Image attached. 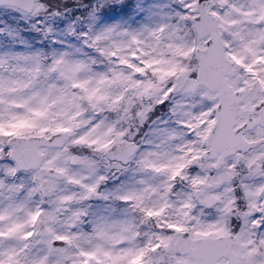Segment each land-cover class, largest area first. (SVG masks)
Listing matches in <instances>:
<instances>
[{"label": "rangeland", "instance_id": "374dc122", "mask_svg": "<svg viewBox=\"0 0 264 264\" xmlns=\"http://www.w3.org/2000/svg\"><path fill=\"white\" fill-rule=\"evenodd\" d=\"M86 1L92 6L81 5L87 10L81 17L70 7L45 12L41 3L30 13L0 6V151L3 132L13 128L72 134L62 148L43 149V165L64 174L62 181L48 179L43 194L38 171L13 173L14 164L0 154V264H174L176 230L188 229L191 236L229 230L233 183L245 202L234 242L238 264H264V174H235L252 161L264 164V143L224 159L217 169L203 158L217 99L194 76V49L204 40L191 22L196 0ZM131 2L133 16L122 18L120 10ZM209 9L234 62L230 83L243 94L236 113L241 123V110L252 105V82L257 100H264V0H210ZM10 14L33 28V37L42 39L37 46L17 39V27L2 18ZM176 75L184 82L172 92ZM262 135L258 126L246 134ZM121 139L136 144L130 162L104 161L102 152ZM75 145L89 146L94 160L75 155ZM66 179L81 186L73 189ZM102 181L116 183V191L99 190ZM199 182L207 187L194 198L190 189ZM95 190L100 196L90 202L88 192ZM116 200L123 207L112 213ZM135 207L145 211L146 221H137ZM40 212L49 237L33 233ZM52 238L71 246L51 253Z\"/></svg>", "mask_w": 264, "mask_h": 264}, {"label": "water", "instance_id": "95a60500", "mask_svg": "<svg viewBox=\"0 0 264 264\" xmlns=\"http://www.w3.org/2000/svg\"><path fill=\"white\" fill-rule=\"evenodd\" d=\"M36 0H0V4H9L14 7H18L25 11H30L33 3ZM207 0H199L196 11L199 12V16L193 19L195 29L199 38H202L205 34L209 35L208 40L204 42V49H198L195 54V58L198 61L197 81L200 85L206 87L211 92H216V98L218 100L215 108V121L209 130L207 135V145L209 150L205 153L206 158H215L217 153L218 162L216 167L221 165V161L226 156H229L237 149L244 150L247 146L255 144H248L244 141L242 134L245 130L251 129L254 126L251 115L257 113L259 115V123L264 127V104L260 102L262 109L256 107L253 112L247 113L245 123L236 129H233L235 124L234 113L240 101V90H233L232 86L228 84V77L234 75V70L231 69L232 62L229 61L223 53V43L218 31L216 18H214L209 12L206 11ZM183 83V80L178 78V82L174 89H179ZM256 83L252 84L250 90L252 100L256 98ZM68 136L56 133L49 138L43 136H31L22 139H12L9 144L12 146L11 157L18 163L19 168L29 169L35 167L41 159V154L37 152V146H60L62 142L67 139ZM19 144L17 145V143ZM131 150L127 156L133 150ZM126 156V157H127ZM36 163V164H35ZM44 175L49 177L61 178V174L50 168L42 169ZM255 173L256 171L253 170ZM72 186L78 184L74 181H69ZM38 235H45L47 231L44 228L43 221L39 223ZM183 244L177 243L176 248ZM231 242L227 244L229 246ZM205 246V244H203ZM64 247V246H63ZM62 247V249H63ZM192 249L183 248L184 251L196 259L195 264H215V258H217L216 250L209 249ZM229 258L231 254L228 253ZM230 264H235L233 261Z\"/></svg>", "mask_w": 264, "mask_h": 264}, {"label": "trees", "instance_id": "16d2710c", "mask_svg": "<svg viewBox=\"0 0 264 264\" xmlns=\"http://www.w3.org/2000/svg\"><path fill=\"white\" fill-rule=\"evenodd\" d=\"M48 4L51 7L62 6V2L60 0H53V1L48 0Z\"/></svg>", "mask_w": 264, "mask_h": 264}, {"label": "flooded vegetation", "instance_id": "af4514ba", "mask_svg": "<svg viewBox=\"0 0 264 264\" xmlns=\"http://www.w3.org/2000/svg\"><path fill=\"white\" fill-rule=\"evenodd\" d=\"M241 211V210H240ZM188 223H190V220H186V224H188ZM236 223H237V220L235 221V224L233 225V230H234V227L236 226ZM222 234H226V232L225 233H222ZM219 235H221V234H219ZM226 261H224V263H225Z\"/></svg>", "mask_w": 264, "mask_h": 264}]
</instances>
